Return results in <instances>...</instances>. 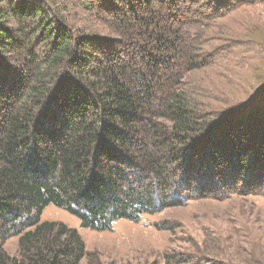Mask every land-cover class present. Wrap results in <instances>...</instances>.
<instances>
[{
	"label": "trees",
	"instance_id": "obj_1",
	"mask_svg": "<svg viewBox=\"0 0 264 264\" xmlns=\"http://www.w3.org/2000/svg\"><path fill=\"white\" fill-rule=\"evenodd\" d=\"M258 6L0 0V264L86 257L76 229L41 220L49 205L105 232L174 202L264 197V37L229 26Z\"/></svg>",
	"mask_w": 264,
	"mask_h": 264
},
{
	"label": "rangeland",
	"instance_id": "obj_2",
	"mask_svg": "<svg viewBox=\"0 0 264 264\" xmlns=\"http://www.w3.org/2000/svg\"><path fill=\"white\" fill-rule=\"evenodd\" d=\"M240 13L229 26L246 24L264 37V7L246 14L251 20L247 23ZM174 203L155 215H143L138 223L117 220L113 230L105 232L82 228L78 218L53 205L44 209L41 220L78 231L86 248L80 264H163L167 258L193 259L194 264L201 258L200 264H264V197ZM17 245V238H11L4 248L16 256Z\"/></svg>",
	"mask_w": 264,
	"mask_h": 264
}]
</instances>
